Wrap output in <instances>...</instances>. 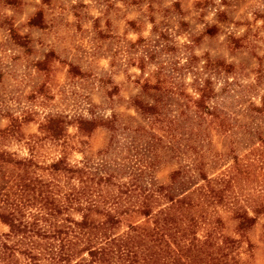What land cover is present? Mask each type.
I'll list each match as a JSON object with an SVG mask.
<instances>
[{"label": "trees", "instance_id": "1", "mask_svg": "<svg viewBox=\"0 0 264 264\" xmlns=\"http://www.w3.org/2000/svg\"><path fill=\"white\" fill-rule=\"evenodd\" d=\"M217 14L223 16L222 11ZM160 38L165 37L160 34ZM140 41L138 38L128 46ZM191 42L184 44L185 49H190ZM172 49L164 44L159 51ZM152 58L146 53L137 59L140 74L145 61ZM198 61L189 53L168 74L158 65L151 78L134 77L131 82L139 93L128 99L127 105L147 128L122 123L114 112L97 116L90 110L88 117L46 115L37 122V133L22 140L20 126L34 121L33 113L5 114L6 123L0 127V226L4 228L0 232V264L235 261L237 242L222 232L219 209L228 211L238 237L254 217L264 215L263 196L251 205L252 218L240 199L243 188L233 192L238 177L248 180L252 167L260 163L264 172V137L222 111L225 95L237 100L244 91L233 78L234 67L208 57L200 64ZM182 72L190 75L189 83L180 80ZM174 73L179 75L177 80ZM74 74L82 77L79 72ZM3 76L0 71V83ZM214 78L223 81L217 91ZM98 82L103 87V81ZM116 93L114 86L105 91L109 104ZM243 110L251 123L264 121V96L258 106L249 104ZM68 125L74 126L76 136L83 137L104 129L105 146L90 154L85 140L72 145ZM156 130L160 134H155ZM241 138L246 148L244 159L236 154ZM214 139L225 141L224 152L215 151ZM46 141L56 149L53 156L43 153ZM9 142L20 143L25 155L6 148ZM166 148L174 159L182 155L187 162L173 169L167 185H158L152 173ZM72 149L80 159L70 163L67 157ZM222 162L218 171L208 174Z\"/></svg>", "mask_w": 264, "mask_h": 264}, {"label": "rangeland", "instance_id": "2", "mask_svg": "<svg viewBox=\"0 0 264 264\" xmlns=\"http://www.w3.org/2000/svg\"><path fill=\"white\" fill-rule=\"evenodd\" d=\"M219 11L223 16H218ZM160 34L165 38H160ZM228 36L238 40L232 42ZM138 38L142 41L128 46ZM187 41L192 43L190 49L184 47ZM164 44L174 50L160 52ZM146 53L153 58L145 61L140 74L137 59ZM189 53L199 58V64L208 57L234 67L233 78L244 91L237 100L225 95L222 111L237 124L251 131L257 129L264 137V121L251 123L250 115L243 112L249 104L258 106L264 96V0H0V71L4 74L0 83V127L6 123V113L32 112L35 120L19 129L25 140L37 133V122L46 115L88 117L92 110L97 116L114 112L122 123L147 128L127 105L128 99L139 93L131 81L138 75L148 78L158 65L168 74ZM173 76L174 80L179 77L176 73ZM180 80L187 84L190 75L182 72ZM98 81H103V87ZM222 84L221 78H214L216 91ZM112 86L117 93L109 104L105 91ZM141 97L150 101L146 94L141 93ZM169 105L174 114L172 102ZM66 131L72 145L85 140L90 154L102 149L107 141L106 131L101 128L86 137L76 136L72 125ZM154 133L160 134L158 130ZM244 138L236 151L243 159ZM44 145L43 153L53 156L56 149L48 141ZM5 147L19 156L25 155L20 143L9 142ZM214 148L224 152L225 141L214 139ZM161 153L152 177L156 184L167 185L173 169L184 165L187 159L182 155L174 159L168 148ZM67 159L77 162L80 154L72 149ZM260 165L252 167L254 172L248 180L239 176L233 184V192L243 188L240 199L252 218L251 205L264 197V172ZM222 166L223 162L208 174ZM219 213L222 232L238 246L235 261L227 259V264H264V215L254 217L238 237L234 233L236 223L228 219V211L223 207ZM3 230L0 226V232Z\"/></svg>", "mask_w": 264, "mask_h": 264}]
</instances>
